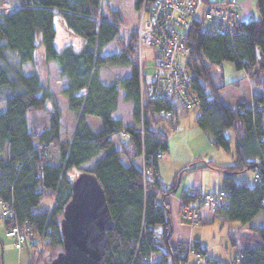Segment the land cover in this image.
Returning <instances> with one entry per match:
<instances>
[{"label":"trees","instance_id":"1","mask_svg":"<svg viewBox=\"0 0 264 264\" xmlns=\"http://www.w3.org/2000/svg\"><path fill=\"white\" fill-rule=\"evenodd\" d=\"M14 1L11 8H0V201L13 211V216L3 218L5 228L10 223L27 226L43 242L42 250L51 254L50 261L62 250L60 220L73 179L68 171L87 163L80 171L97 177L113 219L103 264H192L189 251L207 255L197 240L171 243L166 197L195 162L174 175L171 191L161 188L164 182L157 174L155 154L168 145L159 113L165 103L146 94L141 98L134 31L127 37L121 34V16L109 6L111 0ZM144 2L148 8L152 0H133L134 9L139 11ZM255 6L258 17L242 21L239 28L228 31L198 18L186 33L189 53L184 63L202 109L196 120L213 144L234 159L233 164L204 161L222 174L227 192V204L212 211L213 216L240 223L227 234L238 248L234 264H264V226L247 225L264 211V106L262 96L253 98L254 107L246 100L225 104L217 94L223 85L215 84L213 68L230 60L264 92V0H256ZM55 22L66 37L60 47ZM73 36L77 41L71 40ZM112 41L119 52L103 55ZM50 61L65 79L61 94L75 121L70 137L63 131L62 111L46 72L38 70L46 69ZM25 64H31L33 71L26 72ZM104 66L128 67L129 73L104 83L98 76ZM120 89L123 100L132 104V124L113 116ZM259 105L263 107L258 110ZM37 112L45 113L47 120ZM89 115L99 118L97 129L87 122ZM140 124L143 132L137 128ZM225 128H232V139ZM139 157L153 166L146 179L136 164ZM247 171L259 181L235 179ZM44 197H52L53 204L37 209ZM180 198L188 203L199 194L183 190ZM202 264L223 263L208 257Z\"/></svg>","mask_w":264,"mask_h":264},{"label":"rangeland","instance_id":"2","mask_svg":"<svg viewBox=\"0 0 264 264\" xmlns=\"http://www.w3.org/2000/svg\"><path fill=\"white\" fill-rule=\"evenodd\" d=\"M222 1V0H221ZM2 3V4H1ZM14 0H0V8L5 6H12L14 5ZM109 6L112 9H116L120 16H121V34L124 37H127L133 29L136 28L139 17L140 11H137L133 7V0H111L109 2ZM241 18V15L239 13ZM256 17H258V12L256 13ZM200 18H205L203 15ZM56 24L57 30V38L56 44L57 46H61V42L66 40L64 29L58 23ZM74 42L77 41V38H74ZM119 48L116 42L112 41L107 44L103 50V55H109L112 53H118ZM142 60H143V73L141 74L140 78L142 77L143 81L146 75H150L154 71V61H153V51L150 47H144L142 53ZM38 62H40L38 60ZM31 64H27L25 69L27 71H32L33 67L29 66ZM39 68V67H38ZM103 78L106 80H112L115 77H123L126 74V70L119 66H104L101 67ZM40 72L45 71L46 76L49 80L50 86L52 81L54 85L61 86V82L59 81L60 78L58 74L55 72L52 64L46 66V69L41 68L38 69ZM140 71V70H139ZM53 78H56L55 80ZM213 79L216 85H223V87H219L217 90V94L220 99L228 105H235L240 100H246L250 103V106H255L254 95L262 96V105L264 106V92L261 87L252 84L249 78L246 76L245 71L243 69L237 68L235 64L230 60H223L220 65H216L213 68ZM62 87V86H61ZM61 89V88H60ZM253 96V97H252ZM57 98V97H56ZM252 98V99H251ZM59 100V98H58ZM61 104V103H60ZM125 105V104H123ZM259 105L258 107H261ZM126 106V105H125ZM125 106H122V109H118V114L122 116L123 120H127L129 117L128 110L125 111ZM262 106V107H263ZM64 104H61V108L63 109ZM257 107V108H258ZM264 108V107H263ZM202 114V109L197 106V104L190 109H178V125L177 127H173L170 125L169 121L165 120L161 124L163 129L165 130L168 138V144L171 147L170 153L171 159H169L168 164L166 163V167L168 171L161 175L162 181L168 182V179L172 177L169 175V168L172 165V168H179L185 166V164L189 162L195 161V163H199L197 158V154L203 156V154H209L206 158H218L219 162L226 163V164H233L234 159L232 154L226 152L222 148L215 146L212 142V137L210 133L202 128L198 121L196 120L197 116ZM38 117L42 121L47 120V115L43 112H37ZM132 115V114H131ZM91 122L98 121L100 124V120L96 116L89 115L87 116ZM72 118L66 111H62V124L63 129H68L72 122ZM124 121H122L124 123ZM133 119L129 121L128 124H132ZM263 123H264V110H263ZM125 124V123H124ZM141 126V125H138ZM137 126V128H139ZM97 128V127H95ZM225 134L229 138H233V130L232 128H225ZM66 134H62L61 137L64 138ZM35 143H37L35 141ZM165 153V151L163 152ZM166 154V153H165ZM190 154V156H189ZM158 158L159 163H165L167 161L166 157ZM186 160V161H185ZM189 160V161H187ZM142 158H138L136 160V164L141 167ZM187 162V163H186ZM215 162V161H213ZM216 163V162H215ZM221 164V163H218ZM87 167V163L82 164L80 169H84ZM209 167V166H208ZM144 169H149L146 163L143 164ZM212 168V167H211ZM80 169L72 168L68 171V175L71 178H74L79 172ZM207 170L204 168L203 171ZM214 169V168H213ZM151 170V169H150ZM82 171V170H81ZM172 172V171H171ZM212 173H219L218 171H212ZM153 174V173H152ZM151 174V175H152ZM172 174V173H171ZM151 175H147L151 176ZM200 175V169L192 170L190 176L187 172H183L181 175V184H184L188 177H192L194 179H198ZM208 174H204V179L207 178ZM255 175L252 171H247L245 173H240L235 175V179L237 181L242 180L243 178L251 183L250 179L252 177V182H255ZM143 176V175H142ZM167 176H171L167 178ZM145 177V179H146ZM210 184L212 185L213 182L211 180ZM172 189V185L170 187V191ZM181 186L176 189V191L169 193L167 195V201H169V210H170V220L172 224V234H171V243H177L178 241H189L198 240L202 246H205L208 253L212 258H217L223 264H234L233 260L236 258L238 248L236 245L230 243L228 239V231L233 230L235 226L240 225L238 221H229L224 220L219 217H214L213 214L211 216V220L203 221L201 215V220L198 223L190 222L185 218L187 213L184 215L182 212L181 204L182 199L176 198L177 194L180 192ZM169 192V190L165 191ZM161 195V194H160ZM52 197H44L40 201L39 205L36 207L37 209L50 207L53 204ZM187 203V202H185ZM193 205H198V201L188 202ZM208 211V210H203ZM3 217L0 214V264H45L51 255L47 252V250H42L43 242L35 238V244L31 245L29 243H23L20 248H17L15 244V239L11 238L6 235V228L3 222ZM247 225L252 226H264V211L261 210L256 216L253 217L251 221L247 223ZM33 242V244H34ZM53 255V254H52ZM56 255V254H55ZM54 255V256H55ZM53 256V257H54ZM52 257V258H53ZM190 263L196 262L194 258V254L192 253L189 256ZM156 260L160 259V255L155 258ZM198 264H202L199 262ZM236 264V263H235Z\"/></svg>","mask_w":264,"mask_h":264},{"label":"built area","instance_id":"3","mask_svg":"<svg viewBox=\"0 0 264 264\" xmlns=\"http://www.w3.org/2000/svg\"><path fill=\"white\" fill-rule=\"evenodd\" d=\"M237 4L238 0H152L148 8L144 2L139 10V21L133 30L140 76L143 73L144 47L152 49L154 61L153 73L146 75L144 81L140 78L141 98L146 94L150 99L165 103V108L159 113L171 126L176 128L178 125L179 108L186 110L198 104V96L192 88L191 74L184 63L189 53L186 33L193 22L202 15L224 30L231 31L241 27L242 20L236 8ZM11 7L5 6L6 9ZM140 125L138 129L143 132L142 124ZM163 152L158 149L155 156L160 158ZM142 161L144 162L143 159ZM144 163L141 165L143 179L153 173L152 163L147 170L143 168ZM258 181L259 178L255 175V182ZM170 187L169 183L161 184L165 191L170 190ZM188 194L194 196L197 192L189 189ZM196 201L198 205L181 201L182 212L184 215L187 213L185 218L193 223L201 220L203 210L212 212L227 204L226 189L200 193ZM0 214L8 219L13 216V211L0 201ZM6 235L15 239L14 245L17 248L23 243L32 244L36 238L27 226L20 227L17 223H10L6 228ZM189 252L194 254L196 262L204 263L208 259L207 255L197 251Z\"/></svg>","mask_w":264,"mask_h":264},{"label":"water","instance_id":"4","mask_svg":"<svg viewBox=\"0 0 264 264\" xmlns=\"http://www.w3.org/2000/svg\"><path fill=\"white\" fill-rule=\"evenodd\" d=\"M113 219L97 177L80 171L60 220L62 250L45 264H103L107 231Z\"/></svg>","mask_w":264,"mask_h":264},{"label":"crops","instance_id":"5","mask_svg":"<svg viewBox=\"0 0 264 264\" xmlns=\"http://www.w3.org/2000/svg\"><path fill=\"white\" fill-rule=\"evenodd\" d=\"M210 1H221V0H210ZM255 2H256V0H238V4H237L236 8H237L238 12L241 15V20L242 21L256 17L257 9H256V6H255ZM51 64H52L55 72L58 74V68H57V66H56V64L54 62H52V61L48 62L47 66L51 65ZM26 66H27V64L24 65V70L26 72H31V71H27L25 69ZM29 66H31V65H29ZM122 68H124L126 70V74L125 75H127L129 73V68L128 67H122ZM102 72H103L102 69H99V72H98L99 79L102 82H104V83L110 82L111 80H109V79L106 80L105 78H103V76H105V74L103 75ZM59 78H60L59 81L62 84L61 86H63L64 83H65V79L61 78V77H59ZM53 79L55 80L56 78H53ZM61 86L57 87L56 85H54V83L52 81L51 89L53 90L55 96L57 97V102H58L59 107L61 108V104H64V107H63V109H61V111H63V110L66 111L69 114V116L72 118V120H73L71 122L70 127L68 129H65V130L63 129V131H66L68 136L70 137V135H71V133H72V131L74 129L75 121H74V117H73L72 113L67 110L66 98L61 94V89H60V88H62ZM123 95H124V92H123L122 89H120L119 90V99H118L117 109L113 113V116L115 118L121 120V121H124L122 116H120L118 114V109L119 108L122 109V106L126 105L125 106V111L128 110L129 117L127 118V120L124 121V123L128 124L129 121H131V118H132V115H131L132 114V104H131V102L124 101L123 100ZM253 95H254V98L258 97V95H255L254 93H253ZM58 98H59V100H58ZM123 104H125V105H123ZM86 120H87V122L89 123V125H90V127L92 129H97L99 127V122L98 121L91 122L90 119H88V117H86ZM95 127H97V128H95ZM167 144H168V142H167ZM170 149H171V147L168 144L167 145V150L165 151L166 154L164 153V156H163V157L167 158V161H165V163H159V164H158V161H157V164H156V170H157V174H158L160 180H162L161 175H163V173H166L168 171V168L166 167V163H167V165H169L168 162H170L172 160L171 158L173 157V155L171 157ZM208 155L209 154H203V156H201V155L199 156L197 154V158L199 159L197 161H199L200 164L195 163V164H193V167L185 170L187 172V174H189V176H190L192 170L200 169V175H199L198 179H194V180H193L192 177H188V180L184 184H181V179H180L177 189L180 186H181V189H180V192L176 196V198L178 199V203H179V198H180V195H181V191H183V190L193 189V190H195L197 192V194H200V193H203V192H212V191L219 190V189L222 188V185H221V176H222V174L219 171H218L219 172L218 174L217 173H212V171H216L217 172V170L206 166L204 161L205 160H212V161H215L216 163H221V164H226V163L219 162L218 158H216V157L207 159L206 157ZM189 156H190V154H189ZM169 159H171V160L168 161ZM187 161H189V160H187ZM193 162H195V161H193ZM189 163H192V161L189 162ZM189 163L185 164V166L188 165ZM183 167L181 166V167L176 169V168H172V165H171V167L169 168V175H172V177L171 176H167V178H169V177H171V178L168 179V182H164V181L163 182L164 183H170L171 180L173 179L174 175L177 172H179L180 170H182ZM204 168H207V170L205 169V171H203ZM204 174H208V175H206L207 176L206 179H204ZM252 177L250 179L251 183H252ZM211 180L213 182L212 185L210 184ZM168 203H169V201H168ZM212 214L213 213L211 211H202V215H203L202 222L206 221V220H211ZM203 247L206 249L205 246H203ZM206 254H207L208 257L212 258L210 256V254L208 253L207 249H206Z\"/></svg>","mask_w":264,"mask_h":264}]
</instances>
